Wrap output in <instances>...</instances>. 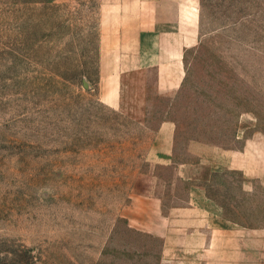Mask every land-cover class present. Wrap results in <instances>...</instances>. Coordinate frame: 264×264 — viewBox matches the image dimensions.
<instances>
[{"label": "rangeland", "instance_id": "rangeland-1", "mask_svg": "<svg viewBox=\"0 0 264 264\" xmlns=\"http://www.w3.org/2000/svg\"><path fill=\"white\" fill-rule=\"evenodd\" d=\"M100 3L0 0V264H152L158 241L129 218L161 121L224 130L246 113L264 133V0H199L185 88L160 97L129 79L125 115L98 101ZM242 181L215 174L207 189L262 224L264 189L247 198Z\"/></svg>", "mask_w": 264, "mask_h": 264}, {"label": "crops", "instance_id": "crops-1", "mask_svg": "<svg viewBox=\"0 0 264 264\" xmlns=\"http://www.w3.org/2000/svg\"><path fill=\"white\" fill-rule=\"evenodd\" d=\"M99 32L98 101L125 115L129 79L160 97L185 88L186 55L201 36L200 3L101 0ZM253 125L246 113L224 130L189 124L187 133L176 119L161 121L145 156L148 190L134 196L129 218L134 232L158 241L152 264H264V221L229 217L207 189L215 174L228 172L241 174L247 198L257 197V185L264 189V133H249Z\"/></svg>", "mask_w": 264, "mask_h": 264}]
</instances>
